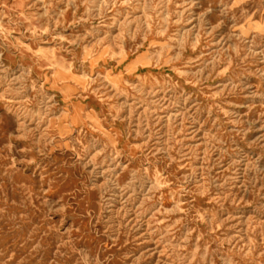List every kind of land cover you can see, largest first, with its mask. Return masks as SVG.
<instances>
[{"label": "rangeland", "instance_id": "rangeland-1", "mask_svg": "<svg viewBox=\"0 0 264 264\" xmlns=\"http://www.w3.org/2000/svg\"><path fill=\"white\" fill-rule=\"evenodd\" d=\"M0 264H264V0H0Z\"/></svg>", "mask_w": 264, "mask_h": 264}]
</instances>
